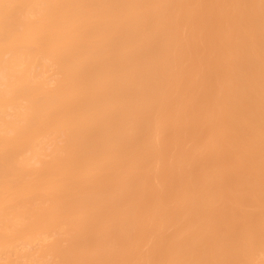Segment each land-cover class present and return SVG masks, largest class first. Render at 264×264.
<instances>
[{"label": "bare ground", "instance_id": "obj_1", "mask_svg": "<svg viewBox=\"0 0 264 264\" xmlns=\"http://www.w3.org/2000/svg\"><path fill=\"white\" fill-rule=\"evenodd\" d=\"M48 256L264 264V0H0V264Z\"/></svg>", "mask_w": 264, "mask_h": 264}, {"label": "rangeland", "instance_id": "obj_2", "mask_svg": "<svg viewBox=\"0 0 264 264\" xmlns=\"http://www.w3.org/2000/svg\"><path fill=\"white\" fill-rule=\"evenodd\" d=\"M45 77L47 78V81L48 83L51 85L53 83V81L58 78L56 72H53L52 70H49L46 72L45 74ZM140 110L137 109V108H134L131 110V115L132 116H136V115H139L140 114ZM205 154V156H208L209 155V152L208 151H203ZM175 196H171L170 199H168L167 203H168V208L171 209V210H175L177 209V205L175 203V199H174ZM109 204H112V202H109ZM108 208L109 205H108ZM69 230L67 229H63L62 231H57L56 234H54L53 236L51 237H47V242L51 241L53 238H55L56 236H60L62 237L61 238V245H66V241L65 239L67 238V236L69 234H62V232H68ZM93 242H95L96 244H102L105 239L103 237H99L97 240H95L94 238L92 239ZM38 251H39V244L37 243H34L30 246H25V247H22V248H18L17 252H19L18 254L20 255H27V256H30L32 259H35L36 255H38ZM3 259V258H2ZM54 263V264H60V262L58 260H53L52 257L48 256L46 258V260H44V263Z\"/></svg>", "mask_w": 264, "mask_h": 264}]
</instances>
